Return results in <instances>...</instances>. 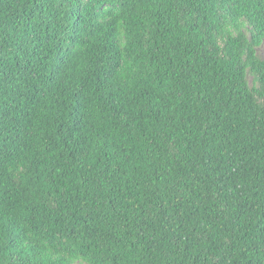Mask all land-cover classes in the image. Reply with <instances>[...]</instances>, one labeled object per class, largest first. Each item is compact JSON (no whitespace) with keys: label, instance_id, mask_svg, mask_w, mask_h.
Returning <instances> with one entry per match:
<instances>
[{"label":"trees","instance_id":"trees-1","mask_svg":"<svg viewBox=\"0 0 264 264\" xmlns=\"http://www.w3.org/2000/svg\"><path fill=\"white\" fill-rule=\"evenodd\" d=\"M0 264H264V0H0Z\"/></svg>","mask_w":264,"mask_h":264}]
</instances>
